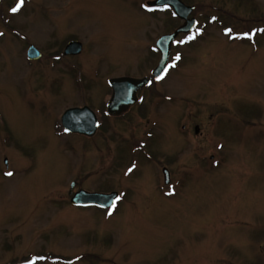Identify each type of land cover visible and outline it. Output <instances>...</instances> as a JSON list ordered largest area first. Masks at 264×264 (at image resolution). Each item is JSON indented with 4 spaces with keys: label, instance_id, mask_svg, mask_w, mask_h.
I'll use <instances>...</instances> for the list:
<instances>
[{
    "label": "rangeland",
    "instance_id": "obj_1",
    "mask_svg": "<svg viewBox=\"0 0 264 264\" xmlns=\"http://www.w3.org/2000/svg\"><path fill=\"white\" fill-rule=\"evenodd\" d=\"M149 1L0 3V264H264V0H185L199 25L178 37L176 69L112 119L108 81L149 75L155 40L185 23ZM71 40L83 52L66 58ZM73 106L105 128L64 134ZM72 182L121 201L74 208Z\"/></svg>",
    "mask_w": 264,
    "mask_h": 264
},
{
    "label": "water",
    "instance_id": "obj_2",
    "mask_svg": "<svg viewBox=\"0 0 264 264\" xmlns=\"http://www.w3.org/2000/svg\"><path fill=\"white\" fill-rule=\"evenodd\" d=\"M150 6H170L179 18L185 20V24L182 27L173 34L163 36L157 42V47L162 54L161 62L158 68L153 72V76L157 79L162 74L169 60L171 46L176 37L181 33H189L194 29L196 20H189L188 17L194 11L195 7H189L181 0H155L150 3ZM82 49L83 46L81 43L71 42L67 45L64 54L66 56L78 55L82 52ZM28 58L30 60H38L41 58V53L35 47L31 46L28 51ZM148 83L149 81L147 79L118 78L110 80V85L113 88V95L108 104L109 114L118 116L125 113L130 106L136 103L138 91L144 88ZM62 124L66 130L88 137H92L96 134L98 126L96 115L87 107L66 111L62 117ZM196 133H199L198 128H196ZM164 175L166 184H169L170 175L167 169L164 170ZM74 186L75 184H73L71 188L73 189ZM117 199V193L98 194L80 191L72 198V204L76 206L96 205L108 208L111 207Z\"/></svg>",
    "mask_w": 264,
    "mask_h": 264
},
{
    "label": "flooded vegetation",
    "instance_id": "obj_3",
    "mask_svg": "<svg viewBox=\"0 0 264 264\" xmlns=\"http://www.w3.org/2000/svg\"><path fill=\"white\" fill-rule=\"evenodd\" d=\"M71 41H73V40H71ZM71 41H69V42H71ZM156 42H157V39L155 40V45H156ZM151 51H152V53H153V58H154V56L155 55H157L158 56V58L160 59V57H161V55H160V53H159V51L157 50V49H151ZM159 62V61H158ZM157 66V65H156ZM155 66V67H156ZM154 67V68H155ZM154 68H150V73H149V75H147V76H138V77H136V78H145V77H148V78H150L151 79V74H152V71L154 70ZM121 77V76H120ZM161 83V81H159V82H156V81H154V80H152V84L148 87V88H146V89H151V88H153L154 86H156L157 84H160ZM146 89H144V90H146ZM85 90H86V88H84L83 86H81V89H80V91H81V94H80V98L82 99V96H85ZM144 90H142V91H144ZM141 91V92H142ZM140 92V93H141ZM140 93H139V101H141V97H140ZM139 103V102H138ZM137 103V104H138ZM136 104V105H137ZM135 105V106H136ZM135 106H133L132 108H130V110H129V112L135 107ZM82 107H84V106H73L72 108H82ZM96 113V112H95ZM97 114V113H96ZM128 113H126V114H124L123 116H125V115H127ZM97 116H98V114H97ZM121 117V116H120ZM98 118H99V116H98ZM119 118V117H118ZM75 193V192H74Z\"/></svg>",
    "mask_w": 264,
    "mask_h": 264
},
{
    "label": "trees",
    "instance_id": "obj_4",
    "mask_svg": "<svg viewBox=\"0 0 264 264\" xmlns=\"http://www.w3.org/2000/svg\"><path fill=\"white\" fill-rule=\"evenodd\" d=\"M185 1V0H184ZM186 3H188L187 1H185ZM191 3H193V2H191ZM253 9H255V11L258 9V7H256V5H255V3L253 4ZM258 11V10H257ZM257 18V17H256ZM172 21V20H171ZM249 23H252V22H254L253 20L252 21H248ZM251 27H249V28H246V30H245V32H247L248 34L251 32Z\"/></svg>",
    "mask_w": 264,
    "mask_h": 264
},
{
    "label": "snow or ice",
    "instance_id": "obj_5",
    "mask_svg": "<svg viewBox=\"0 0 264 264\" xmlns=\"http://www.w3.org/2000/svg\"><path fill=\"white\" fill-rule=\"evenodd\" d=\"M21 4H23V0H21ZM17 9H13V11H16ZM262 31H264V30H262ZM247 35V34H246ZM183 42H185V41H177V43H183ZM177 59H179V57H177ZM7 175H12V173L11 172H8L7 173Z\"/></svg>",
    "mask_w": 264,
    "mask_h": 264
}]
</instances>
